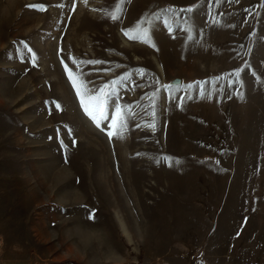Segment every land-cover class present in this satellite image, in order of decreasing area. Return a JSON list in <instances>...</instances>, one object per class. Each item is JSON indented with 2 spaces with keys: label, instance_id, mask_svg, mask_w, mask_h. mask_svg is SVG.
Here are the masks:
<instances>
[{
  "label": "rangeland",
  "instance_id": "obj_1",
  "mask_svg": "<svg viewBox=\"0 0 264 264\" xmlns=\"http://www.w3.org/2000/svg\"><path fill=\"white\" fill-rule=\"evenodd\" d=\"M164 263L264 264V0H0V264Z\"/></svg>",
  "mask_w": 264,
  "mask_h": 264
},
{
  "label": "snow or ice",
  "instance_id": "obj_2",
  "mask_svg": "<svg viewBox=\"0 0 264 264\" xmlns=\"http://www.w3.org/2000/svg\"><path fill=\"white\" fill-rule=\"evenodd\" d=\"M32 7H41V9H42V6H40V5H32ZM42 10H43V9H42ZM188 11H191V9H189ZM113 18L115 19L116 17H113ZM125 34L127 35V33H125ZM90 63H91V61H90ZM197 83H199V82H197ZM188 87H189V88H192L193 85H188ZM92 99H94V100H99V98H95V97L92 98ZM100 102L102 103V101H100ZM82 103H83V100H82ZM85 111L88 112V114H89L90 116H92V118H93L94 120H96L95 115H93V113L90 112V111L88 110L87 107L85 108ZM114 111H115V113H116L117 116H121V109H120V108H116ZM104 119H107V117H104ZM121 119H123V117H121ZM116 123H117L116 119H113V120H112V123L109 125V127H110V128H111V127H114V126L116 125ZM114 134H115V133L112 132V131H109V133H108V135H109L110 138H111Z\"/></svg>",
  "mask_w": 264,
  "mask_h": 264
},
{
  "label": "water",
  "instance_id": "obj_3",
  "mask_svg": "<svg viewBox=\"0 0 264 264\" xmlns=\"http://www.w3.org/2000/svg\"><path fill=\"white\" fill-rule=\"evenodd\" d=\"M181 83V78H175L173 81H172V84L174 85H178ZM165 264V263H164Z\"/></svg>",
  "mask_w": 264,
  "mask_h": 264
}]
</instances>
